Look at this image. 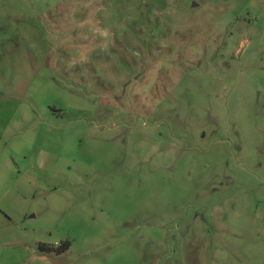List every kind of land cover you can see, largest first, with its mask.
Returning a JSON list of instances; mask_svg holds the SVG:
<instances>
[{"label":"rangeland","instance_id":"obj_1","mask_svg":"<svg viewBox=\"0 0 264 264\" xmlns=\"http://www.w3.org/2000/svg\"><path fill=\"white\" fill-rule=\"evenodd\" d=\"M0 264H264V0H0Z\"/></svg>","mask_w":264,"mask_h":264},{"label":"trees","instance_id":"obj_2","mask_svg":"<svg viewBox=\"0 0 264 264\" xmlns=\"http://www.w3.org/2000/svg\"><path fill=\"white\" fill-rule=\"evenodd\" d=\"M61 244H63V246L61 245ZM59 246H60V250H58V251H61L62 249H64V248H67L68 247V245H69V242L68 241H66V242H62ZM41 247L43 248V249H45V250H47V251H51V249L49 248V247H46V245H41Z\"/></svg>","mask_w":264,"mask_h":264}]
</instances>
